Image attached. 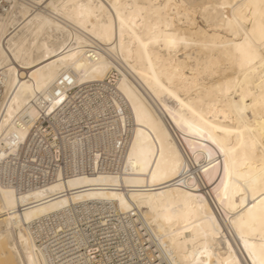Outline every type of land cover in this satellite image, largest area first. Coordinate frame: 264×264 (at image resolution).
Returning <instances> with one entry per match:
<instances>
[{"label": "bare ground", "instance_id": "bare-ground-1", "mask_svg": "<svg viewBox=\"0 0 264 264\" xmlns=\"http://www.w3.org/2000/svg\"><path fill=\"white\" fill-rule=\"evenodd\" d=\"M3 1L0 264H264V0Z\"/></svg>", "mask_w": 264, "mask_h": 264}, {"label": "built area", "instance_id": "built-area-1", "mask_svg": "<svg viewBox=\"0 0 264 264\" xmlns=\"http://www.w3.org/2000/svg\"><path fill=\"white\" fill-rule=\"evenodd\" d=\"M19 1L25 2L31 8H39L41 6L37 0H19ZM7 6H8L7 2L0 0V12L4 11L7 8Z\"/></svg>", "mask_w": 264, "mask_h": 264}, {"label": "rangeland", "instance_id": "rangeland-1", "mask_svg": "<svg viewBox=\"0 0 264 264\" xmlns=\"http://www.w3.org/2000/svg\"><path fill=\"white\" fill-rule=\"evenodd\" d=\"M197 20H198V22L200 23V24H202L203 25V22L201 21V19L197 16Z\"/></svg>", "mask_w": 264, "mask_h": 264}]
</instances>
